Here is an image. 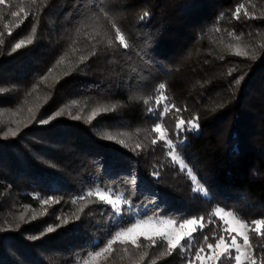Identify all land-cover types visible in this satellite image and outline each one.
I'll return each mask as SVG.
<instances>
[{
  "label": "trees",
  "instance_id": "trees-1",
  "mask_svg": "<svg viewBox=\"0 0 264 264\" xmlns=\"http://www.w3.org/2000/svg\"><path fill=\"white\" fill-rule=\"evenodd\" d=\"M101 9L107 19L97 15ZM109 20L129 49L116 41ZM33 27V43L12 51ZM237 49L249 55H236ZM81 56L87 59L80 62ZM161 83L167 102L181 109L164 117L174 142L177 119L198 118V130L181 133L178 151L207 198L193 192L190 178L151 132L156 120L147 108L155 107ZM113 104L115 111L96 112ZM61 109L48 124L38 122ZM9 127L19 129L15 137L3 135ZM136 143L142 147L133 152ZM98 189L123 194L141 218L204 217L193 253L203 235L214 242L213 234H222L217 207L248 225L264 219V0L0 4V264H83L137 216L135 210L118 216L87 196ZM49 226L55 231L47 233ZM250 242L264 253V237L251 231ZM125 247L134 258L131 245L117 243L98 264H131ZM147 250L142 264L159 249ZM156 264H184V258L177 250Z\"/></svg>",
  "mask_w": 264,
  "mask_h": 264
},
{
  "label": "snow or ice",
  "instance_id": "snow-or-ice-1",
  "mask_svg": "<svg viewBox=\"0 0 264 264\" xmlns=\"http://www.w3.org/2000/svg\"><path fill=\"white\" fill-rule=\"evenodd\" d=\"M5 0H0V4H4ZM32 4L37 3V0H31ZM243 7L241 5L238 7L234 13V16L238 19L240 15V10ZM20 11L23 12V7L20 8ZM103 18L107 19L108 13L104 12L103 9L100 10V13ZM247 14V13H246ZM12 16L18 15L17 12H12ZM148 13L145 12L140 19L144 20L147 18ZM111 28L114 29L116 34V41L122 46L123 49H129L131 47L130 43L126 40L125 35L121 32V29L116 26L114 22L109 20ZM35 27L31 29L32 35L27 37V40L21 39L19 43H16L14 48L11 49L15 51L20 49L25 44H32L33 37L35 34ZM113 42L108 41V45L112 46ZM93 51L92 55H95ZM236 55L248 56V52L240 51L237 49ZM254 58V57H253ZM80 62H84L87 58L81 56ZM61 63L63 60L60 61ZM47 77H45L46 79ZM239 81H237L238 83ZM166 85L164 83L159 84L157 92L158 96L155 98V107H148L147 112L152 114L155 117L156 123L152 126L151 132L157 134L158 140L164 143V146L167 148V156L170 157V162L179 167L181 172H184L191 180L193 185V192L198 193L201 196L207 198L209 196L205 188L199 183L198 178L191 167H189L183 157L181 152L178 149L181 147L178 142L181 139V133L184 131H196L199 128L198 118L185 121L183 118H179L175 124V137L176 141L172 137L167 135L166 129L163 127L164 117L175 108V111L179 113L181 109L176 108L174 104L170 105L168 97L164 94V89ZM144 104H149L148 100L143 101ZM117 105L113 104L111 107H105L103 109H97L96 112H109L115 111ZM31 112L32 109H29ZM96 112L93 113V116L96 115ZM63 109L58 110L55 114L49 118L42 119L38 121L41 124H48L50 120H54L57 117L61 116ZM34 118V116H33ZM74 119H79V116L73 117ZM19 129H13L9 127L6 132L3 133L5 137L12 136L15 137L18 134ZM108 140H113L114 137L111 135L106 137ZM157 139H152L151 144L156 145L158 143ZM119 144L128 147L125 144L123 139L118 141ZM141 144L136 143L131 151L137 152L141 150ZM238 149L234 148V151ZM154 177H159V170L151 173ZM136 183V177H129V184L134 186ZM88 197H97L100 202L108 205L111 211L118 215H126L131 213L133 210L137 212V216L133 219L129 226L123 228H118L113 234L110 235L108 239L104 241L103 246H98V249L94 252L87 254V259L84 260V264H90V262H95L99 257L105 255V253L111 254L113 252V246L119 243L122 246L131 245L135 250V257L133 258L132 254H129V249L124 248V252L129 254L131 264H142L145 258L149 257V251L147 249L158 247V254L153 256L149 260V264H156V261L161 258H166L171 256L174 252L179 250V253L184 258V264H223L224 260L234 261V264H264V253H257L256 247L250 242V237L248 235L249 231L256 233L258 236L264 237V219H258L252 222V225H248L245 222H242L238 217L234 215L231 211H224L220 208H216L213 215L219 217L223 221L224 227L221 229L219 236L213 234L212 239L214 242H209V237L203 235V242L195 248L193 253V240L195 237L193 233L197 232L198 229L202 232L205 227L204 217L199 218H185L182 222H179L176 219H166L157 217L155 214L151 217L141 218L138 214V208L132 204V201L126 198L123 194L116 195L110 191L106 190H97L95 192L89 191L87 193ZM79 199H84L80 197ZM59 201H57L58 203ZM76 201H73L75 203ZM44 204L50 203V199L43 200ZM83 209H81L82 211ZM231 218V220L229 219ZM21 220L24 219L23 216L20 217ZM76 219H79V216H76ZM232 221H235L236 227L232 226ZM68 223L67 220L63 221L61 225ZM209 223H211V217L209 218ZM198 226V227H197ZM19 227V225H17ZM55 231V228L49 226L46 229L47 233ZM224 232H228L230 235V244L226 242L223 235ZM236 233L231 235V233ZM237 236L242 237V244L237 242ZM38 237H29V239H36ZM141 238L145 243H141ZM186 241V242H185Z\"/></svg>",
  "mask_w": 264,
  "mask_h": 264
},
{
  "label": "rangeland",
  "instance_id": "rangeland-1",
  "mask_svg": "<svg viewBox=\"0 0 264 264\" xmlns=\"http://www.w3.org/2000/svg\"><path fill=\"white\" fill-rule=\"evenodd\" d=\"M164 127V126H163ZM194 174V173H193ZM199 181V180H198ZM199 183H200V181H199ZM201 184V183H200ZM202 185V184H201ZM203 186V185H202ZM204 187V186H203ZM98 190H103V189H98ZM206 190V189H205ZM111 192V191H110ZM217 208H220V209H222V210H224V211H231V210H228V209H225V208H223V207H217ZM216 209V208H215ZM215 209H214V211H215ZM214 211H213V213H214ZM232 213H234L233 211H231ZM234 215H235V213H234ZM236 216V215H235ZM216 217V216H215ZM237 217V216H236ZM217 219H218V221H219V225H218V228L221 230L223 227H224V225H223V221H221L220 220V218L219 217H216ZM230 220H231V218H229ZM241 220V219H240ZM242 221V220H241ZM179 222H182V221H178V223ZM243 222V221H242ZM232 226L233 227H236V224H235V221H232ZM198 227V226H197ZM198 231H199V229H198ZM250 232L251 231H249L248 232V235H249V237H250ZM195 233H197V232H195ZM195 233H193V236H194V234ZM236 233H231V235H235ZM223 235H224V237H225V240H226V242L227 243H229L230 244V235H229V233L228 232H224L223 233ZM237 242L238 243H241L242 244V237H240V236H237ZM103 257V256H102ZM102 257H99L95 262H90V264H98L99 263V261H100V259L102 258ZM84 264V263H83ZM197 264H198V262H197Z\"/></svg>",
  "mask_w": 264,
  "mask_h": 264
}]
</instances>
